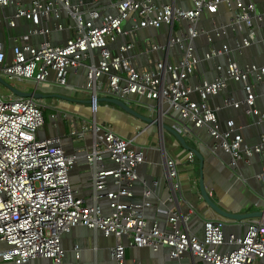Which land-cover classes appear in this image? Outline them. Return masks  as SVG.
I'll list each match as a JSON object with an SVG mask.
<instances>
[{"label": "built area", "instance_id": "2783aa9c", "mask_svg": "<svg viewBox=\"0 0 264 264\" xmlns=\"http://www.w3.org/2000/svg\"><path fill=\"white\" fill-rule=\"evenodd\" d=\"M189 1L190 7L183 8L157 3V0H117L109 12L86 6L83 0H30L28 6L23 4L24 0H0L1 30L15 28L20 18L31 23L26 34L0 39V77L29 80L36 86L53 75V82L65 87L68 72L85 67V78L78 89L89 92L93 117L88 120L61 114L69 125L71 139L84 141L87 135L91 138L88 150L67 153L59 135L40 137L37 134L45 119L42 97L33 95L37 92H31L30 96L11 92L0 97V243L3 245L0 264H28L34 259L67 264L62 237L78 225L115 239L110 248L115 264H126L125 246L153 251L165 248L169 258L176 260L188 255L189 260L180 264H264V223L261 221L247 223L244 233L236 235L224 233L222 218H207L203 220L201 236H196L186 227L194 213L191 206L181 212L160 205L155 212L164 218L165 227L157 222L147 224L144 212L151 205L148 197L152 190L145 188L142 199L132 201L133 186L138 179L136 168L145 160L144 150L133 147L132 139L95 120L101 96L121 99L134 95L139 100L156 101L154 109L159 113L171 111L195 127L206 128L215 141L214 148L229 154L232 167L241 161L250 163L254 155L264 158V128L256 143L245 144L234 121L227 120L222 127L216 109L208 102L209 96L222 92L229 81L239 82L243 99L225 98L224 104L235 108L243 104L244 112L255 116L257 124L262 121L263 116L255 105L252 80L264 81V63L240 65L236 55L254 42L264 41V27L259 31V38L254 30L255 24L263 21L264 12L253 0ZM9 6L13 12L6 16L2 10ZM219 6L233 10L228 22L212 21L210 28L198 25L204 11L213 14ZM62 13L71 23L59 21ZM48 18L56 23L46 24ZM180 21L185 22V31L174 32L173 24ZM160 26L170 29L166 42L149 39L143 51L167 52L175 46L176 59L134 64L126 52L134 46L132 38L136 31ZM66 27L72 29V35L65 41L49 40L50 34ZM244 28L233 46L223 41L209 46L202 56L196 54L194 40L199 35H204L210 43L229 31L242 32ZM29 36H43V39L33 44ZM118 36L131 40L120 44L113 53L110 46ZM9 39L11 45L7 44ZM219 56L225 57V63L215 64L217 75L212 80L188 83L189 75L202 59L213 60ZM172 127L178 132L184 129L177 123ZM187 156L191 158L192 152ZM105 158L111 166L105 164ZM81 159L91 169L90 202L78 195L70 180L71 169ZM165 174L171 188L167 201L173 203L175 192L180 190L175 159L165 160ZM257 178L264 183V172ZM101 199L107 201V212L99 204ZM122 238H127L126 244ZM73 250L78 258V246L74 245Z\"/></svg>", "mask_w": 264, "mask_h": 264}, {"label": "crops", "instance_id": "0c3cea01", "mask_svg": "<svg viewBox=\"0 0 264 264\" xmlns=\"http://www.w3.org/2000/svg\"><path fill=\"white\" fill-rule=\"evenodd\" d=\"M116 1L117 0H83L86 6L104 8L109 12L113 11L111 4ZM253 1L257 4L259 10L264 12V0ZM29 2L30 0H24L23 4L28 6ZM157 3H172L183 8H188L191 5L189 0H157ZM12 12V6L2 10V13L6 16L11 15ZM232 15L233 10H228L223 6H219L218 10L213 14L204 11L200 16L198 25L210 28L212 21L216 24H223L228 22ZM45 21L41 23L44 24L45 22L48 25L56 23L52 18H48ZM59 21L61 23L63 21L66 22V25L71 23L63 13ZM125 25L128 26V23ZM30 27L31 23L29 21L20 18L17 20L15 28L5 27L3 30L0 28V39L5 37L8 39V37L26 34ZM262 27H264V19L261 23L255 24L254 26L255 34L258 38L259 31ZM185 28L186 24L184 21L175 22L172 27L174 32L185 31ZM245 29L246 28H244L242 32L229 31L226 35L221 38H215L210 43L207 42L204 35H199L194 40L195 52L197 55L202 56L209 46H217L223 41L233 46L235 39L240 38ZM13 30H17V33H12ZM169 31L170 29L166 26H160L158 28H139L132 38L134 39V46L126 52V55L137 65H148L160 59L175 60L178 54V49L175 46H171L167 52L155 50L145 53L143 51L145 43L149 39L160 43L166 42ZM71 35L72 29L66 27L62 31L53 32L48 38L52 42H63ZM42 39L43 36L28 37V40L33 44L42 41ZM127 39L126 37L118 36L110 46L112 52L116 53L117 47ZM128 40L130 41L131 38ZM10 43V39L7 40V44L11 45ZM236 59L240 65L246 63H264V41L259 40L244 48L241 53L236 55ZM216 63L224 64L225 57L219 56L213 60L202 59L196 65L195 71L189 75L188 83H196L202 79L212 80L217 75L215 70ZM85 73V67H78L76 70H70L67 75L68 85L65 87L59 86L53 82V75H50L48 80L41 82L59 86L69 92L76 89L82 93L81 97L76 98L73 96L70 100L56 98L51 100L47 96L41 98L42 104H44L45 107L44 115L50 125V130H52L49 135L45 136L59 135L62 138L63 148L67 153H82L90 148V136L87 135L84 141H75L71 139L68 134L69 125L67 121L61 117V114L66 113L76 118H85L88 120L93 118L89 103L84 102V100L88 99L89 92L87 90L78 89V85L84 81ZM71 79H74L73 83ZM25 82L30 83L29 80ZM37 85L34 86L32 91L24 90L26 92H38L36 89ZM252 86L255 93V105L259 113L263 116L259 124L256 123V118L254 116H249L244 112L243 104H240L236 108L224 104L225 98L238 101L243 99V90L239 82L229 81L222 92L209 96L208 98L209 104L216 109L220 125L225 127L227 120H233L236 128L242 135L243 142L248 145H252L258 141L261 129L262 127L264 128V81L257 82L252 80ZM107 96L111 97V95ZM131 96L133 98L132 100L135 101L134 98L137 97L134 95L121 98V100H131ZM57 100L62 102L61 106L56 103ZM137 100L139 99L137 98ZM141 100L150 103L147 105L151 108V115L156 112V118H160L163 124L172 126L177 123L184 128L180 133L183 135L186 144L197 149L203 157L202 176L204 186L210 198L215 203L229 212L237 213L261 210L264 208V183L260 182L257 178L259 173L264 172V158L254 155L250 163L246 164L241 161L237 166L232 167L229 164V154L223 152L219 147L214 148L215 141L206 128L195 127L189 121L175 116V113L171 111H169L168 114L159 113L156 108L154 109V106L157 107L156 101L147 100L145 98L139 101L142 102ZM110 105L107 103L101 107L102 109L100 111H96V122L109 125L111 130L115 133L126 139H132L133 147L142 148L144 150L145 160L136 168L138 179L133 186L134 195L132 201H140L145 188L149 187L152 190L151 195L148 197L151 205L146 207L144 212L147 224L157 222L162 228L165 227L164 218L155 212L156 206L166 205L169 208L178 209L181 212H185L188 207L191 206L194 209V213L186 227L191 233L196 236H201L204 219L222 217L214 212L208 204L207 206L203 201L204 199L202 200L198 187V158L193 153V156L188 158L187 155L189 150L185 149L168 130L164 128L161 130L160 124H144L133 118V115L124 112V110L122 111L120 107V109L117 108L118 106L115 104L110 103ZM163 107L165 108V105H163ZM52 113H56L58 116L56 118H51L50 115ZM164 118H167L169 122L164 123ZM167 158L176 159L178 170L177 179L180 182V190L175 192L176 200L173 203L167 201V197L171 193L169 180L165 174V160ZM177 159L179 161H177ZM105 164L107 166L112 165L107 158H105ZM243 168H249L248 175L244 174L242 171ZM234 173H236L237 176H234ZM249 177L261 183L260 187L262 192L258 187H244L245 184L248 185ZM70 180L73 186L78 190V195L90 202L89 195L92 192L91 169L83 159L79 160L71 169ZM99 204L104 212L108 211V208L104 210L102 207L103 205L107 207V201L105 199L99 200ZM222 219L225 223L223 229L225 234L234 233L236 235H242L247 223L259 221L264 223V218H254L244 222ZM122 241L126 244L127 238H122ZM114 242L115 239L113 237H105L98 230H90L81 225L75 226L62 237V246L65 249L64 260L67 264H115L110 257V248L113 246ZM74 245L78 246V258L74 256ZM124 254L126 264H134L135 261H139L141 264H180L189 260L188 255H184L181 260L171 259L167 255V250L165 248L153 251L146 247L137 248L125 246ZM28 264H50V262L49 260L34 259Z\"/></svg>", "mask_w": 264, "mask_h": 264}, {"label": "water", "instance_id": "95a60500", "mask_svg": "<svg viewBox=\"0 0 264 264\" xmlns=\"http://www.w3.org/2000/svg\"><path fill=\"white\" fill-rule=\"evenodd\" d=\"M0 82L3 83L4 85L8 86L11 90V92H15L16 94L19 95H24V96H30L33 93L31 92H20L18 90H16L14 87L9 86L1 77H0ZM34 97H44L45 95H42L41 93H34L33 94ZM54 96L62 98V99H68L70 100L71 98L67 97V96H63L60 94H54ZM99 101H105L108 103H112L115 104L116 106L120 107L121 109H123L125 112L147 122L148 124H160L161 125V130L164 128L166 130H168L176 139L177 141L187 150L191 151L199 160V181H198V187H199V192L201 194V197L204 199V201L210 206V208L216 212L219 216H221L222 218H227L229 220L235 221V222H244L246 220H250V219H254V218H264V208L261 210H255V211H250V212H242V213H237V212H229L223 208H221L217 203H215L209 196L205 186H204V182H203V176H202V165H203V157L200 154V152L187 145L183 135L178 132L175 128H173L172 126L163 124L160 121V118H151L149 116H144L138 112H136L134 109H132L131 107L127 106V104H125L123 102V100L118 99V98H114V97H101L99 98ZM84 102L89 103V99L84 100ZM255 117V116H254ZM256 118V117H255Z\"/></svg>", "mask_w": 264, "mask_h": 264}, {"label": "rangeland", "instance_id": "374dc122", "mask_svg": "<svg viewBox=\"0 0 264 264\" xmlns=\"http://www.w3.org/2000/svg\"><path fill=\"white\" fill-rule=\"evenodd\" d=\"M12 33H17V30H13ZM3 80L9 86H12V87H14L16 89H25V90L32 91L33 88H34V84H32L31 82L29 83V82H25V81H22V80L10 79V78H6V77H4ZM71 80H72V83H73L74 82V79H71ZM36 89L38 91L37 93H41L42 95H45V96L49 97V99H51V100H54V98H56V99H62V98H59V97L54 96V94H60V95H63V96H67L69 98H72L73 96H75L76 98H79V97L82 96V93L79 92L76 89L71 90V92H69V91H67V90H65V89H63V88H61L59 86L50 85V84H46V83H39L37 85ZM10 94H11L10 88L8 86L0 83V97L6 96V95H10ZM130 99L131 100L133 99L132 96H131ZM131 100H124L123 99V102L125 104H127V106L131 107L136 112H138V113H140V114H142L144 116H150L151 118H156V112L151 115V108L147 105V104H150L149 102H146V101H143V100H141L142 102H140L139 100H137V98H134V100L137 101V102H135L133 100L131 101ZM56 103H58V105L61 106V103L62 102L60 100H57ZM104 103L107 104L108 102H105V101H99L98 102V110L99 111L102 109L101 107L103 105H105ZM108 104L110 105V103H108ZM117 108H119V107H117ZM121 110L123 111V109H121ZM133 118H135L136 120H139L140 122H143L144 124L147 123V122H145V121H143L141 119H138V118H136L134 116H133ZM165 122L166 123L169 122L167 118H164V123ZM105 125L110 128L109 125H107V124H105ZM42 128L40 130H38V132H37L38 136H40V137H44L45 135H49V133L52 132V130H50L51 128H50V125L48 124V121L46 119V116H45L44 125H43ZM177 161H179V160L177 159ZM242 171L244 172L245 175H248L249 174L248 173L249 172V168H243ZM235 175L237 176L236 173H234V176ZM260 185H261V183H259L258 181H256L254 178L249 177L248 178V185L245 184L244 187H250V186L251 187H258L259 190L262 192ZM202 200H203V198H202ZM204 203L207 205V203L205 201H204ZM102 207H103L104 210H106V208H107L104 205ZM227 220H229V219H227ZM2 246L3 245L0 243V247H2Z\"/></svg>", "mask_w": 264, "mask_h": 264}, {"label": "trees", "instance_id": "16d2710c", "mask_svg": "<svg viewBox=\"0 0 264 264\" xmlns=\"http://www.w3.org/2000/svg\"><path fill=\"white\" fill-rule=\"evenodd\" d=\"M44 118H45V115H44ZM195 157V156H194Z\"/></svg>", "mask_w": 264, "mask_h": 264}]
</instances>
